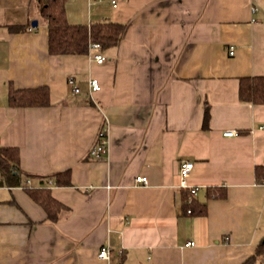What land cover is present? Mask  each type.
I'll return each instance as SVG.
<instances>
[{
	"label": "crops",
	"instance_id": "1",
	"mask_svg": "<svg viewBox=\"0 0 264 264\" xmlns=\"http://www.w3.org/2000/svg\"><path fill=\"white\" fill-rule=\"evenodd\" d=\"M65 12L126 33L103 51L51 55L37 1L0 0V147L18 150L23 185L66 207L51 223L22 186H0V264L242 263L264 239V104L239 99L241 78L264 76V0H67ZM11 87H46L50 104L11 107ZM102 128L108 151L92 158ZM181 161L193 163L191 200Z\"/></svg>",
	"mask_w": 264,
	"mask_h": 264
},
{
	"label": "trees",
	"instance_id": "2",
	"mask_svg": "<svg viewBox=\"0 0 264 264\" xmlns=\"http://www.w3.org/2000/svg\"><path fill=\"white\" fill-rule=\"evenodd\" d=\"M38 13L44 19L48 30V52L51 55H85L90 43H97L100 51L115 47L126 33V24L112 21H100L89 25H72L67 21L65 3L67 0H36ZM22 27L11 26V32L22 30ZM239 99L242 102L264 104V76L241 78L239 81ZM7 101L16 108L49 106V91L46 87L34 89L9 88ZM208 108H205L203 127L208 123ZM255 175L259 180L264 178V170L256 167ZM59 185L70 184L67 172L54 175ZM27 177H33L27 175ZM0 186H22L46 212L47 220L55 223L66 207L56 201L47 189L28 188L23 185L21 172L18 169V150L13 147H0ZM199 213L204 208L199 207ZM193 212V208H191ZM240 264H264V239L256 246L255 252Z\"/></svg>",
	"mask_w": 264,
	"mask_h": 264
},
{
	"label": "built area",
	"instance_id": "3",
	"mask_svg": "<svg viewBox=\"0 0 264 264\" xmlns=\"http://www.w3.org/2000/svg\"><path fill=\"white\" fill-rule=\"evenodd\" d=\"M97 1H102V0H97ZM110 3L113 7H116V0H110ZM88 50L98 51V50H100V46L97 43H90L88 46ZM228 54L230 56H232L234 54V47H232V46L229 47ZM90 60L96 64H103L107 60V58L102 53L97 52V53L91 55ZM67 84L69 85V87H71V90L74 94L80 93V89L77 86L74 78L69 77L67 80ZM88 86H89V90L91 92H97L101 88L98 80L94 79V78H90V80L88 81ZM222 135L224 137H233L236 135V131L235 130H225L222 132ZM107 151H108V145H107L106 133H105V129L102 128V130L99 131L97 138H96V141L93 144V146L91 147V149L89 150L88 154L92 158H100L101 156L106 155ZM192 168H193V163L190 161H181L179 163V166H178V177H179L178 187L188 190L189 200H191V198L195 197L197 194V188L192 187V186H188L187 181H186L191 170H192ZM50 182H51V180L46 182V184L49 185ZM134 182L136 184L146 185L147 184V178L145 176H137L135 178ZM27 183H28V181H27ZM262 184H264V181ZM190 212H191V210L188 209L187 213H190ZM193 245H194V242H192V241H188L185 243V247H190ZM96 257L99 261L107 263L109 261V258H110L109 248L107 246H101L97 252Z\"/></svg>",
	"mask_w": 264,
	"mask_h": 264
},
{
	"label": "water",
	"instance_id": "4",
	"mask_svg": "<svg viewBox=\"0 0 264 264\" xmlns=\"http://www.w3.org/2000/svg\"><path fill=\"white\" fill-rule=\"evenodd\" d=\"M32 24L35 26V25H36V22H35V21H33V22H32Z\"/></svg>",
	"mask_w": 264,
	"mask_h": 264
}]
</instances>
